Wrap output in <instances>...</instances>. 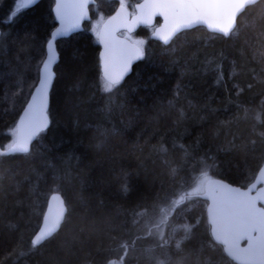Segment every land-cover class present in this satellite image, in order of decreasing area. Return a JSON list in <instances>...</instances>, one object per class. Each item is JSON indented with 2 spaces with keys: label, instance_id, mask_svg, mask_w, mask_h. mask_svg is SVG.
<instances>
[{
  "label": "trees",
  "instance_id": "trees-1",
  "mask_svg": "<svg viewBox=\"0 0 264 264\" xmlns=\"http://www.w3.org/2000/svg\"><path fill=\"white\" fill-rule=\"evenodd\" d=\"M128 1L134 10L141 0ZM54 4L41 0L8 23L15 0H0V33L7 38L0 48V149L11 142L34 90L36 65L45 58L46 41L57 26ZM118 7L119 0H96L84 30L57 42L60 59L51 91L50 126L32 144L31 155L0 162V264H84L88 253L93 264H104L109 247L105 218L119 226L113 233L118 238L129 231L144 236L145 223L153 233H163V240L157 236L137 241L132 264H154L147 248L160 260L171 257L173 264L209 258L213 264H235L213 239L207 204L199 195H190L166 223H160L151 204L157 197L176 199L174 193H189L203 170L201 162L211 163L210 157L216 164L207 169L212 179L246 186L255 178L264 163L257 135L264 131V84L258 83L264 79V62L252 55L258 29L242 27L239 39L229 40L197 27L164 45L150 39L153 28H140L130 37L146 41L144 56L114 99L122 107H115L109 117L104 111L108 96L97 87L102 83L101 47L94 22L105 20ZM73 67L87 75L79 90L69 75ZM248 83L254 85L251 90ZM236 85L245 89L239 96ZM81 99L87 102L80 105ZM225 121L231 123L222 127ZM169 167L179 169V180L170 179ZM122 170L132 174L128 193L121 191ZM65 174L63 181L56 179ZM56 192L74 209L72 223L56 242L39 251L12 254L18 242L29 248ZM141 202L149 211L134 225L131 210ZM85 215L95 228L86 234L82 251L65 254L59 245L72 238ZM185 224L196 225L195 238L178 253L175 243Z\"/></svg>",
  "mask_w": 264,
  "mask_h": 264
},
{
  "label": "snow or ice",
  "instance_id": "snow-or-ice-1",
  "mask_svg": "<svg viewBox=\"0 0 264 264\" xmlns=\"http://www.w3.org/2000/svg\"><path fill=\"white\" fill-rule=\"evenodd\" d=\"M88 3L89 0H56L55 20L59 21L60 26L55 28L50 39L46 41V58L41 59L36 65L37 77L33 85L34 91L30 90L31 100L23 109V115L12 131L11 142L0 149V162L13 158L17 154L31 155L33 141L39 142L41 133L48 129L49 93L53 89V82L57 79L59 71V68L53 67L58 61V54L53 44L58 36L67 34L78 27L82 20L89 18ZM35 4L36 0H15V10L10 13L12 19H9L8 23H12L20 13ZM157 15L163 17L164 24L156 29L155 33L165 44H168L177 33L199 25H206L207 28L222 34V37L229 40L233 38L238 40L242 27L258 29L254 36L257 47L253 48L252 55L254 59L258 58L259 61L264 62V0H143V3L134 6L133 12L128 11L125 0H119V9L115 15L107 20L101 18L97 21L95 28L96 35L104 46V51L101 53L102 83H98L97 87L102 88L108 96L104 111L109 117L115 107H122L115 105L114 99L120 96L126 86L125 77L131 70L133 61L144 56V41L132 40L127 35L122 39L117 33L121 28L131 33L140 24L150 25ZM246 18H250L247 24L244 23ZM6 43L5 34L0 33V48L5 47ZM244 54L245 51L242 50L241 55ZM69 75L74 76L73 88L76 90H79L87 79L86 72L78 71L76 67L69 70ZM258 83L264 84V79H259ZM246 87L251 90L254 85L248 83ZM236 88L237 96L245 91L239 85H236ZM86 102L81 99L80 105ZM260 111L264 112V105L261 106ZM254 119L260 121V116L256 115ZM230 123V121L221 122V126L227 127ZM260 127L264 128V121L260 122ZM257 135L261 158L264 160V131H260ZM251 144L256 145L257 141L252 140ZM209 159L211 163L201 162L203 170L194 180L195 186L189 185L192 187L191 193L185 192L183 195L174 193L176 199L157 197L151 204V211L158 214L160 223H166L174 213L182 210L183 202L190 195L206 194L210 200L208 218L212 232L215 240L224 246L223 250L238 264H264V186L257 188L256 184H252L247 190H241L222 181L213 180L208 175L207 169L216 166L215 157ZM259 171L260 176H264V167H261ZM168 174L174 181L180 178L179 169L176 167H169ZM131 175L130 172L121 171L120 187L123 193L131 191ZM66 176L67 174L58 176L56 179L63 181ZM61 205L55 216L44 217L43 226L30 241L29 248L25 250L22 242H18L12 254L26 256L33 250L39 251L48 244L56 242L60 234L72 223L74 212L66 201L62 200ZM140 209L144 211L141 212ZM131 211L133 224L139 225L141 219L148 213L149 206L146 202H141ZM103 223L107 225L106 235L109 240V247L106 249L108 255L105 257L104 264H132L137 241L157 236L160 240L164 239L162 232L153 233L147 227V223H145L144 236L138 232L129 231L125 237L120 238L113 235L120 228L113 225L111 218H105ZM94 228L95 222L90 224L89 217L85 215L76 226L72 238L64 240L59 245L60 250L65 254H76L82 251L86 234ZM195 228V224L183 225L184 234L175 243L178 253L185 251L182 247L185 242L195 238ZM244 241L247 243L242 247L241 244ZM146 253L150 259L154 260V264H173L171 257L167 260L153 257L151 248H147ZM84 264H93L91 253L84 257ZM176 264H181V260H177ZM196 264H213V262L209 258L204 262L197 260Z\"/></svg>",
  "mask_w": 264,
  "mask_h": 264
},
{
  "label": "water",
  "instance_id": "water-1",
  "mask_svg": "<svg viewBox=\"0 0 264 264\" xmlns=\"http://www.w3.org/2000/svg\"><path fill=\"white\" fill-rule=\"evenodd\" d=\"M40 1H41V0H36V4H38ZM139 3H143V0H141L140 2H138V3H136V4H139ZM36 4H35V5H36ZM94 4H96V0H89V3H88V17H89V18H86V19L82 20V21L80 22V24H79L78 27L72 29L70 32H68L67 34H65V35H63V36H58V37L56 38V40L54 41L53 47H54V50H55V51L57 52V54H58V61H57V63L59 62V59H60V54H59V52H58V48H57V42H58L59 40H61V39L68 38V37H70L71 35H73V34H75V33H78V32H81V31L84 30V24H85L86 22H90V21L92 20V15H91L90 7H91L92 5H94ZM136 4H135V5H136ZM35 5H33V6H35ZM55 5H56V0H55V4H54V6H53V13H54V16H55ZM135 5H134V6H135ZM33 6H32V7H33ZM118 9H119V7H118V8H117V9H116V10H115L110 16L115 15V13H116V11H117ZM128 11L130 12L129 8H128ZM110 16H108L105 20H107ZM158 19L160 20V23H159V24H157V20H158ZM55 21H56V24H57L56 28H58V27L60 26V25H59V21H58V20H55ZM163 24H164L163 17L157 15L156 17H154V19H153V21H152V24H150V25L140 24V25H138V26H137V27H136L131 33H127V31H126L125 29L121 28L120 32L117 33V35H119V36L123 39L124 36H125V35H122V34H121V33H123V32H125V33H127V34H129V35H132V34H135V33H136L140 28H142V27H150V28H154L153 31H152V33H151V35H150V39H152V40H157V41L163 43L164 45H170L171 42L176 38V36H178V35L181 34L182 32H185V31H187V30H191V29H186V30L181 31L180 33H177V35L174 36V37L172 38V40H171L168 44H165L164 41H163L162 39H160V37H159L158 35H156V33H155V30L158 29V28H160V27H162ZM197 27H205L208 31H210V32H212V33L220 34V33H218V32H215V31H213V30L207 28L206 25H199V26H196L195 28H197ZM192 29H194V28H192ZM54 30H55V29H54ZM54 30H53V31H54ZM53 31H52V32H53ZM220 35H222V34H220ZM98 42H99V45H100V47H101V50H100V60H101V71H103L102 59H101V53H103V51H104V46H103V44L101 43V41H100L99 38H98ZM45 58H46V57H45ZM141 59H142V58L133 61L132 65H131V70L129 71L128 75H130V73L132 72V69H133L134 65H135L138 61H140ZM56 65H57V64H56ZM56 65L53 66L54 69H55V66H56ZM128 75H127V76H128ZM127 76H126V77H127ZM126 77H125V78H126ZM53 84H54V82H53ZM33 91H34V90H33ZM30 100H31V96H30L28 102H30ZM50 101H51V91H50V93H49L48 113H49V109H50ZM28 102H27V104H28ZM27 104L25 105L24 109L27 107ZM22 115H23V111H22L20 117H21ZM20 117H19V119H20ZM19 119H18L17 123L19 122ZM49 120H50V116H49ZM49 126H50V123H49ZM49 126H48V128H49ZM34 142H35V140L33 141V143H34ZM261 167H264V163L262 164ZM259 170H260V169H259ZM259 170H258V172H257V174H256V176H255V178H254V180H253V182H252L248 187H250L252 184H256L257 188L264 186V183H261L262 181H264V176H260V171H259ZM213 180L222 181L223 183L228 184V185H230L231 187H234V188H240L241 190H247V188H248V187H247V188H242V187H240V186L233 185V184H230V183H228V182H226V181L219 180V179H213ZM253 194H255V192H254ZM199 196H200L202 199H208V197H207L206 194H200ZM53 197H56V199H53ZM62 200L65 201V199L63 198V196H62L60 193L56 192V193L52 194V195L50 196L49 200H48V204H47V208H46V211H45L44 217H45V216H49V217H51V216H55L56 213L60 210V208H61V206H62V205H61V201H62ZM208 200H209V199H208ZM209 204H210V200H209V202L207 203V216H208V206H209ZM44 217H43V221H42V224H41L40 228L43 226ZM208 220H209V218H208ZM209 223H210V221H209ZM210 226H211V223H210ZM40 228H39V229H40ZM38 231H39V230H38ZM38 231H37L36 234H38ZM36 234H35V235H36ZM211 234H212V236H213V239L215 240L214 234H213V232H212V226H211ZM215 241H216V240H215ZM216 242L219 243L218 241H216ZM244 242H246V241H244ZM244 242H242V244H243ZM246 243H247V242H246ZM219 244H220V243H219ZM242 244H241L242 247H243V246H246V244H245V245H242ZM221 245H222V244H221ZM225 253H226V252H225ZM226 255L228 256L227 253H226ZM228 258H229L230 260H232L235 264H238V262L235 261V260H233L232 257L228 256Z\"/></svg>",
  "mask_w": 264,
  "mask_h": 264
},
{
  "label": "flooded vegetation",
  "instance_id": "flooded-vegetation-1",
  "mask_svg": "<svg viewBox=\"0 0 264 264\" xmlns=\"http://www.w3.org/2000/svg\"><path fill=\"white\" fill-rule=\"evenodd\" d=\"M131 12H133L132 10H130ZM122 35H125V33H121ZM254 180V179H253ZM253 182V181H252ZM252 182H250L248 185H246V186H240V187H242V188H247ZM204 200V202H206V204L209 202V200L208 199H203ZM207 218H208V216H207ZM208 223H209V220H208ZM209 227H210V232H211V226H210V223H209ZM212 235V234H211ZM217 243V242H216ZM246 244V242H244L242 245H245ZM218 245L221 247V250H222V252H224L225 253V251L223 250V245H221V244H219L218 243ZM226 254V253H225Z\"/></svg>",
  "mask_w": 264,
  "mask_h": 264
},
{
  "label": "rangeland",
  "instance_id": "rangeland-1",
  "mask_svg": "<svg viewBox=\"0 0 264 264\" xmlns=\"http://www.w3.org/2000/svg\"><path fill=\"white\" fill-rule=\"evenodd\" d=\"M125 3H126V5L129 7V1H128V0H125ZM96 23H97V21L94 22V27H95V28H96ZM95 28H94V31H95ZM95 33H96V32H95ZM131 39H132V40H135V41H144L143 48L145 47V43H146L145 40L140 39V38H131ZM191 191H192V189L190 190L189 193H191ZM199 195H200V194H199Z\"/></svg>",
  "mask_w": 264,
  "mask_h": 264
},
{
  "label": "bare ground",
  "instance_id": "bare-ground-1",
  "mask_svg": "<svg viewBox=\"0 0 264 264\" xmlns=\"http://www.w3.org/2000/svg\"><path fill=\"white\" fill-rule=\"evenodd\" d=\"M213 237V236H212Z\"/></svg>",
  "mask_w": 264,
  "mask_h": 264
}]
</instances>
